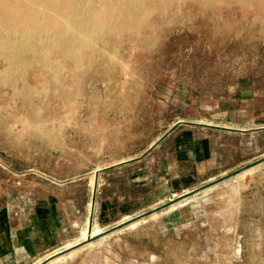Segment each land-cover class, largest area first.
Segmentation results:
<instances>
[{
	"label": "rangeland",
	"instance_id": "1",
	"mask_svg": "<svg viewBox=\"0 0 264 264\" xmlns=\"http://www.w3.org/2000/svg\"><path fill=\"white\" fill-rule=\"evenodd\" d=\"M171 8L79 73L41 78L33 58L37 117L0 85V209L57 202L79 220V264H264V12ZM179 118L201 122L216 159L172 188L152 143Z\"/></svg>",
	"mask_w": 264,
	"mask_h": 264
},
{
	"label": "bare ground",
	"instance_id": "2",
	"mask_svg": "<svg viewBox=\"0 0 264 264\" xmlns=\"http://www.w3.org/2000/svg\"><path fill=\"white\" fill-rule=\"evenodd\" d=\"M187 1L197 2L200 12L231 3L264 12V0H0V56L6 62L0 69V85L10 87L28 114L37 117L39 91L26 79L32 61L43 71L41 78L50 74L58 79L67 62L79 73L83 59L98 51L107 37L121 39L131 32L141 34L143 27L159 26L170 7L177 14ZM153 11L156 19L150 17ZM15 79L23 80L22 88ZM63 91L66 96L71 93L67 85Z\"/></svg>",
	"mask_w": 264,
	"mask_h": 264
},
{
	"label": "crops",
	"instance_id": "3",
	"mask_svg": "<svg viewBox=\"0 0 264 264\" xmlns=\"http://www.w3.org/2000/svg\"><path fill=\"white\" fill-rule=\"evenodd\" d=\"M184 121H173L152 143L155 153L166 152L158 162L165 180L173 181L172 188L180 185L181 175L203 176L205 165L216 159L212 136L200 130L205 128L201 122ZM185 162L194 166L192 171L181 169ZM4 205L11 207L0 209V264H60L70 248L79 264V220L63 215L57 202L42 198Z\"/></svg>",
	"mask_w": 264,
	"mask_h": 264
},
{
	"label": "built area",
	"instance_id": "4",
	"mask_svg": "<svg viewBox=\"0 0 264 264\" xmlns=\"http://www.w3.org/2000/svg\"><path fill=\"white\" fill-rule=\"evenodd\" d=\"M174 195H176V193H174Z\"/></svg>",
	"mask_w": 264,
	"mask_h": 264
}]
</instances>
